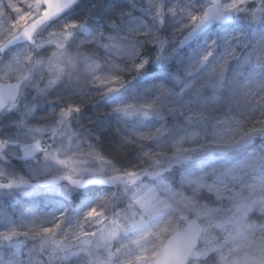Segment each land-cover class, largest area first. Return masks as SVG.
Masks as SVG:
<instances>
[{
	"label": "clouds",
	"instance_id": "clouds-1",
	"mask_svg": "<svg viewBox=\"0 0 264 264\" xmlns=\"http://www.w3.org/2000/svg\"><path fill=\"white\" fill-rule=\"evenodd\" d=\"M0 264H264V0H0Z\"/></svg>",
	"mask_w": 264,
	"mask_h": 264
}]
</instances>
